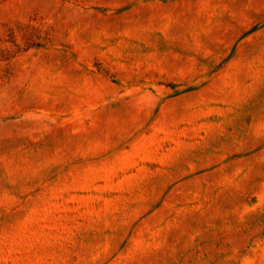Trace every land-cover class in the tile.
<instances>
[{
  "label": "rangeland",
  "instance_id": "rangeland-1",
  "mask_svg": "<svg viewBox=\"0 0 264 264\" xmlns=\"http://www.w3.org/2000/svg\"><path fill=\"white\" fill-rule=\"evenodd\" d=\"M0 264H264V0H0Z\"/></svg>",
  "mask_w": 264,
  "mask_h": 264
}]
</instances>
